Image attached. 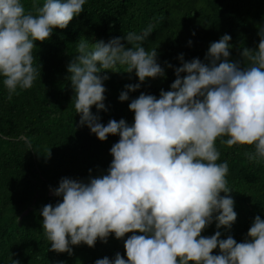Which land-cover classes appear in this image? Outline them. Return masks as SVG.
<instances>
[{"label": "clouds", "instance_id": "9594fccd", "mask_svg": "<svg viewBox=\"0 0 264 264\" xmlns=\"http://www.w3.org/2000/svg\"><path fill=\"white\" fill-rule=\"evenodd\" d=\"M85 3L44 0L26 11L21 0H0V78L9 99L18 89H30L40 75L35 42L66 29ZM152 30L150 24L140 34L129 32L107 43L90 44L82 37L76 44L67 71L79 126H87L101 142L117 135L119 140L110 149L107 174L92 177L89 170L87 182L64 177L50 189L62 199L40 212L49 251L72 255L73 246L93 248L114 234L124 240L127 259L116 253L95 264H264L259 215L243 242L232 235L221 238L219 229H230L237 213L226 179L228 163L217 162L218 139L229 148H250L248 159L264 162V25L257 26L258 47L242 49L243 67L230 60L231 36L225 34L210 44L203 62L185 61L183 54L180 67L165 62L175 74L171 90H161L159 98L141 92L132 99L131 126L124 119L102 124L91 109L106 111V73L124 67L138 78L139 83L126 85L120 102L147 79L165 78L157 48L146 50L142 43ZM213 222L215 234L203 236Z\"/></svg>", "mask_w": 264, "mask_h": 264}, {"label": "trees", "instance_id": "16d2710c", "mask_svg": "<svg viewBox=\"0 0 264 264\" xmlns=\"http://www.w3.org/2000/svg\"><path fill=\"white\" fill-rule=\"evenodd\" d=\"M43 2L21 0L26 11ZM150 24L152 33L142 43L146 50L157 48L165 78L147 79L139 90L129 93L128 101L120 102L126 85L139 83L138 78L124 67L106 73V111L91 109L104 125L110 119H124L131 126L134 113L128 105L132 99L141 92L159 98L161 90H171L175 74L165 62L180 67V54L185 61L199 58L203 62L210 44L225 34L231 36L230 60L243 67L242 49L255 50L259 44L257 26L264 25V0H86L84 12L66 29H54L47 41L35 42L34 66L40 75L33 86L18 89L9 99L0 78V264H11L12 259L20 264H95L104 257L114 259L116 253L127 259L124 240L114 234L107 243L97 240L93 248L73 246L72 255L49 251L40 212L46 204L62 199L50 191L61 178L87 182L89 170L92 177L107 174L113 159L110 149L119 140L117 135L101 142L87 126H79L67 71L77 54L76 44L82 37L90 44L107 43L129 32L140 34ZM217 148L221 153L217 162L228 163L226 179L237 213L232 227L219 231L222 239L232 235L243 242L255 217L264 220V162L249 160L250 148H229L219 139ZM216 231L213 222L202 235L210 237Z\"/></svg>", "mask_w": 264, "mask_h": 264}]
</instances>
